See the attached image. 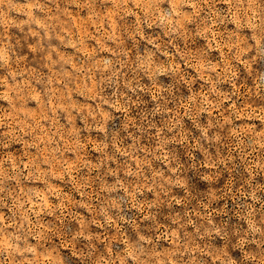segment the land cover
<instances>
[{
    "label": "clouds",
    "instance_id": "clouds-1",
    "mask_svg": "<svg viewBox=\"0 0 264 264\" xmlns=\"http://www.w3.org/2000/svg\"><path fill=\"white\" fill-rule=\"evenodd\" d=\"M28 2L30 7L24 0H0L5 21L14 12L21 14L14 24L19 38L6 28L0 31V87L5 93L0 96V264H264V195H257L264 186L253 184L264 173V73L250 68L253 54H264V0H81L84 7L76 4V10L103 19L106 29L103 12L111 10L115 28L106 37L111 51L93 46L85 56L72 49L64 58L55 55L51 44L59 48L67 38L71 22L66 12L75 0ZM97 10L100 16H95ZM221 29V35L232 34L228 58L244 62L245 79L255 77L254 86L237 96L233 70L231 92L217 95L220 81L213 78L211 88L201 85V91L208 90L202 100L193 87L198 81L176 64L189 60L180 53L199 37ZM36 37L49 46L35 44L29 61L20 51ZM238 48L243 50L234 56ZM203 51L212 55L207 46ZM20 61L34 67L21 72ZM145 76L147 85L141 83ZM162 76L171 77V83L162 84ZM24 80L27 85L19 83ZM178 85L193 93L187 109L177 100ZM234 96L248 105L246 116L236 115ZM225 101L232 107H224ZM189 111L197 117L208 111V123L193 125L197 151L204 156L199 162L189 143L193 137L180 135ZM89 138L96 141L94 152ZM173 145L180 147L173 151ZM9 153L22 159L4 173ZM65 157L74 161L70 171L82 185L77 191L94 216L89 223L102 231L84 236L82 225L72 244L59 245L53 241L57 229L37 226L35 206L15 187L7 191L5 184L34 177L47 181L50 168L61 174L55 179L67 184ZM23 159L29 163L22 167ZM205 164L213 178L227 172L242 180L236 199L244 196L252 203L236 205L235 221L223 219L228 216L224 211L214 223V193L205 202L181 182L182 173L195 176ZM132 209L135 214L127 215ZM153 209H166L168 228L157 226ZM81 237L85 242L77 248ZM61 246L71 248V256L62 257Z\"/></svg>",
    "mask_w": 264,
    "mask_h": 264
},
{
    "label": "rangeland",
    "instance_id": "rangeland-1",
    "mask_svg": "<svg viewBox=\"0 0 264 264\" xmlns=\"http://www.w3.org/2000/svg\"><path fill=\"white\" fill-rule=\"evenodd\" d=\"M24 3L30 7V3L28 0H24ZM76 4H81V7H84L81 0H75V3L71 8H69L66 12L67 18L71 22V30H65L67 32V38L64 40V43L57 48L56 43L52 42L51 47L55 49V55L60 58H64L68 52L67 50L78 49L81 55H89L93 49V46H98L101 48H108V44L110 40H106V37H111L112 30L115 28V24L110 16V9H105L103 12V16L107 18L108 25L107 29L105 27L103 19H95L93 14L89 11H78L76 10ZM18 6H22L19 5ZM101 13L99 10L95 13V16H100ZM21 14L18 12H14L11 16L7 18V21L4 20L3 17H0V31L3 29H7L8 33L13 37L19 38V33L17 29L14 27V24L18 21V17ZM37 22L42 23L40 17H34ZM201 32L204 31L203 28L200 29ZM223 29L212 32L209 31L206 35L201 36L197 39L196 44L190 45L186 50L182 51L180 55L188 56L189 60L194 58V62L189 63V60H184L183 62H178L176 64L177 68H183L186 70L188 78H195L198 83L194 85L195 93L197 96L201 97L203 100L204 97L207 96L208 90L205 89L201 91V85L207 83L209 88L212 86V79L215 78L220 81L218 88L216 89V94L220 95L224 92H231L234 89V83L230 81L231 74L233 70L236 71L237 75L235 77V90L237 91V96L240 95L241 92H247L249 88L253 87V79L248 78L247 72L244 68V62L241 61L239 63L233 62L227 56L228 48L231 47L230 36L231 33L227 35H221ZM60 36L56 37V40H59ZM232 43H235L233 41ZM35 44H42L45 47L49 46V42L47 40H41L39 37L29 38L27 44L21 49L20 55L27 54V58L29 61L32 59V54L30 49L34 47ZM207 46L208 50L212 53L211 56H206L203 51V48ZM243 49L238 48L233 55H238L240 51ZM15 51V49H14ZM108 51H111V48H108ZM48 53H45L47 56ZM255 58V62L250 65V68L254 71V73H264V54L260 52H256L253 54ZM165 56H160V60L163 61ZM173 61L169 60L168 67L171 68ZM34 67L33 64L27 63L24 61H20V71L23 72L25 68L31 70ZM171 77L162 76L160 81L162 84H170ZM15 83V82H13ZM22 85H27L28 81H20ZM142 84H148V78L143 77ZM89 87L91 86V81H88ZM159 87L160 85H155ZM80 87L77 88V92H80ZM177 100L184 104L185 109L188 108L187 98L192 96V91L189 90L187 85L177 86ZM5 95L3 88L0 87V96ZM237 96L232 98L233 103L237 104V107L233 109L236 112V115L239 117L241 112H244L245 116L248 114L245 109H247V104L239 103ZM183 97V99H181ZM145 99H150V96L145 95ZM171 107V105H170ZM224 107L231 108L232 105L225 101ZM117 110L114 108L113 112ZM183 111V110H182ZM215 115V113H213ZM185 127L181 131L180 135L183 137L184 135L192 136L193 139L189 140V143L192 144V152L197 158V162L204 159V156L201 155L199 151H197V144L195 141V136L198 134L197 130L193 125L202 126L208 123V111L200 112L199 116L189 111L188 115L184 117L183 121ZM69 133L74 134L75 128H70ZM88 143L91 145V151H96V141L94 138H89ZM67 145V141H66ZM173 151H176L180 146L173 145L171 146ZM213 149H209V152H213ZM27 154H25V157ZM43 158V156H42ZM22 159L17 156L15 153H9L6 156L5 160V168L4 173H7L10 168L15 167V160ZM67 161L65 166V171L68 173L67 180L69 183L65 184L64 182L55 179L56 176L61 175L58 171L49 169V175L52 179L47 181L41 179H37L34 177L31 181H25L23 183H17L16 181H11L5 184V189L7 191H11L13 187L16 189V193L24 194V198L31 201V205L35 206V211L38 212L39 219H36L37 226H43L45 229L49 225H52L55 229H57L56 236L53 237V241L56 244L64 245V244H72L71 237L75 236L77 232L81 230V226L83 225L84 236L90 234H98L102 231V229L97 228L96 224L89 223L90 220L94 218L93 214L89 213L86 209L87 206L84 204V201L81 200L80 192L77 191L82 185L80 180L75 178L71 174V167L74 163L73 160L65 157ZM29 161L27 159H23L22 167L27 165ZM38 173L43 172V168L37 170ZM209 169L205 164L203 167H199L196 175L193 176L191 172L187 174H181V182L190 187L187 189L192 191L195 189L196 192L201 193L205 197V202H207V197L209 193H214L215 199L211 204V209L216 215L213 217L214 223H219L222 219V213L224 211L228 212V216L223 217V219H228L231 217L233 221L236 220V217L232 215L233 212L236 211V205L243 203H252V201L244 196H241L239 200L236 199V196L239 195L238 190L241 187L242 180L238 178L237 175H231L227 172H221L220 175L216 178H213L209 175ZM240 175H242L243 180H247V173L243 172V168H240ZM208 177V178H205ZM86 179V178H85ZM253 184L257 187L264 186V173H261L253 178ZM197 185H202L203 187H197ZM246 187V186H245ZM176 189L173 190V194L175 195ZM181 195L184 190H179ZM235 194V195H234ZM257 195H264L260 191H257ZM149 200H151V196H149ZM236 201L234 204L233 201ZM9 203H11V198H9ZM79 204V206H77ZM55 207L56 211L53 212L52 208ZM41 207L43 211H41ZM177 210H179V205L175 206ZM258 207V205H257ZM154 213H157V226L161 227V230L169 227L171 221L165 220V217L168 215L166 209H153ZM135 209L127 212V215H134ZM97 223H102L103 219L99 217H95ZM243 223V221H241ZM111 231V230H110ZM62 236L64 237L62 239ZM85 242L84 237H81L79 240L75 242V246L78 248L82 246ZM165 249L167 248V242L164 243ZM60 255L63 256H71L72 249L68 247L61 246L59 248Z\"/></svg>",
    "mask_w": 264,
    "mask_h": 264
}]
</instances>
